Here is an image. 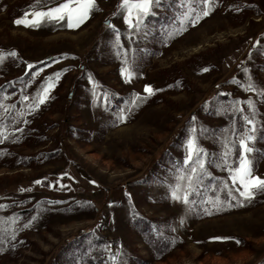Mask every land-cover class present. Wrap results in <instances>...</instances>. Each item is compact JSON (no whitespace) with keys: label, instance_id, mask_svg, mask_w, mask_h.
Listing matches in <instances>:
<instances>
[{"label":"rangeland","instance_id":"374dc122","mask_svg":"<svg viewBox=\"0 0 264 264\" xmlns=\"http://www.w3.org/2000/svg\"><path fill=\"white\" fill-rule=\"evenodd\" d=\"M34 3L0 0V85L20 79L3 101L22 114L8 146L15 155L0 160V264H110V252L116 264H264V192L237 205L226 189L211 184L204 196L197 185L190 211L169 188L189 135L208 153V171L231 186L214 161L221 137L233 138L225 130H242L239 113L218 112L233 101L255 105L253 174L264 177V0H214L208 16L172 36L199 0H162L140 31L125 23L120 0H96L78 28L15 24ZM49 82L48 99L32 107ZM249 82L256 91L241 86ZM146 84L161 90L149 96ZM134 93L146 98L133 105ZM237 107L250 114L247 103ZM217 196L237 206L202 203ZM146 223L163 248L146 240Z\"/></svg>","mask_w":264,"mask_h":264},{"label":"snow or ice","instance_id":"6c2138e0","mask_svg":"<svg viewBox=\"0 0 264 264\" xmlns=\"http://www.w3.org/2000/svg\"><path fill=\"white\" fill-rule=\"evenodd\" d=\"M39 3V0H36L34 5L30 6L28 11L23 13L22 17H18L14 20V23L17 25H25L31 27H39L42 23L45 22H54L60 23L61 21L66 22V26L69 29L78 28L82 25L91 15L94 10H97L96 0H60L53 7L43 8L39 10H34ZM199 3L202 5L200 11H190L189 13L184 14V18L179 21V27L172 29L168 35H179L181 31L186 30L185 24L190 23L195 25L205 16L209 15L211 7L214 5V0H199ZM162 4V0H120L118 6V11L122 10L124 12V21L129 28H134L137 31H140L144 25V19L153 14L152 9L154 7H159ZM116 13H114L115 15ZM194 16L192 19L188 17ZM119 34L117 33V40ZM257 44L260 42L257 41ZM255 46V45H254ZM119 48V45H117ZM7 55L15 57L17 53L12 51ZM119 55V51L117 52ZM5 57L4 53H0V62H3ZM127 63V61H125ZM28 68H32L33 65L28 64ZM202 71H207V69H202ZM247 71V69L245 70ZM121 75L130 79L133 75L126 67H121ZM36 75V72L32 73ZM56 79H59V73L55 74ZM90 82L95 84L94 81L89 78ZM245 87V90L256 91L254 84L249 82L247 85H241ZM55 87V83H47L41 92L37 94L35 101L32 104V107H39L40 104L44 103L48 99V93L51 88ZM172 87V85H169ZM161 89H154L150 84L144 86V92L149 96L154 94V92L160 91ZM95 95V89L93 91ZM107 95V94H105ZM142 98L140 93H134L132 104L135 105L137 99ZM24 100H28V96L23 97ZM247 103L249 109V115H244V109L238 108L237 104ZM0 107H3L0 104ZM233 111L239 113L238 119L242 121V130L235 127L226 129V132L232 134V139H228L227 135L221 137L222 153L219 158L215 159V166L221 168L228 173V180L231 181V186L227 181H221V188L226 189L228 196L233 200H237V205H242L245 201H251L258 192H264V177L254 175L255 168V157L254 153L256 149L253 146V142L257 139V121L255 119L256 110L255 105L251 100L249 101H233L229 105H221L218 110L219 113H227ZM127 118L124 110L121 109V112L118 116V119L121 121ZM195 117H193V120ZM193 132L196 130L193 129ZM204 129H200V132H203ZM0 136H2V129H0ZM209 164L208 153L204 150L198 143V137L189 135L185 140V156L182 161L183 167L177 165L174 166L172 171L175 175V183L170 184V195L173 200L181 201L188 209L192 210V205L195 201L191 200L192 193H198L197 185L203 184V179L205 177L211 176V173L208 171L207 165ZM35 183L39 184L40 181L37 180ZM95 183V182H93ZM233 189L239 194V197H242L243 200L237 199L233 195ZM23 191V189H21ZM203 204H210L211 208L220 210V208L227 204L228 207H234L233 205L227 203L226 201H221L219 196L211 200L202 201ZM0 207H3L0 205ZM205 214H211V209L205 207ZM27 226V225H26ZM13 238H15L13 236ZM215 240L228 239V237H213ZM110 252V249H108ZM117 257L115 254L110 252V264H116Z\"/></svg>","mask_w":264,"mask_h":264},{"label":"trees","instance_id":"16d2710c","mask_svg":"<svg viewBox=\"0 0 264 264\" xmlns=\"http://www.w3.org/2000/svg\"><path fill=\"white\" fill-rule=\"evenodd\" d=\"M18 81H20L19 78H17L16 80L5 82L0 85V104L3 105V107H0V129H2V136H0V160H2L6 155H15L13 151H10L8 146H10L12 142L14 144V142L16 141L15 138H17V136L14 132H12L11 129L13 127L17 128L21 126L22 123L20 121V118L22 114L17 109V102L13 106L9 107L6 103H4L3 99L5 98V94L13 93L16 84H18ZM23 158L25 159L24 162L21 161V164H25L27 162V158ZM28 159H30V157H28ZM224 179L225 178L214 177L213 173H211V176L205 177L203 179L204 187L202 186V188H200V191H206L204 193V196H207L206 194L212 196L215 193L214 191L216 187H221V181H225ZM211 184H215L216 187ZM141 230L142 233L145 235L146 240H148V242L153 248L157 249L164 247L165 237L159 232L158 229H155L151 223H146L145 225H142Z\"/></svg>","mask_w":264,"mask_h":264}]
</instances>
